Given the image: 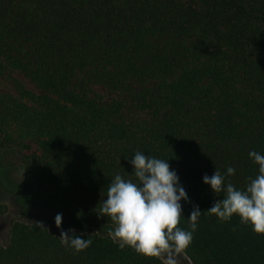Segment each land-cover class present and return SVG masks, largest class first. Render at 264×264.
I'll return each mask as SVG.
<instances>
[{"label": "trees", "instance_id": "trees-1", "mask_svg": "<svg viewBox=\"0 0 264 264\" xmlns=\"http://www.w3.org/2000/svg\"><path fill=\"white\" fill-rule=\"evenodd\" d=\"M22 73L0 93V156L18 145L38 190L71 200L96 220L108 184L133 179L135 152L168 160L194 205L215 196L216 168L243 189L264 153V0H0V74ZM102 86L117 95L103 101ZM19 130L16 143L9 127ZM0 264H162L98 233L79 253L39 223L12 222ZM72 235V234H71ZM192 264H264V235L233 216L202 213Z\"/></svg>", "mask_w": 264, "mask_h": 264}, {"label": "clouds", "instance_id": "clouds-1", "mask_svg": "<svg viewBox=\"0 0 264 264\" xmlns=\"http://www.w3.org/2000/svg\"><path fill=\"white\" fill-rule=\"evenodd\" d=\"M248 155L258 170L243 189L226 182V176L236 173L231 166L227 167L226 174L216 168L211 176H203V183L210 186L215 196L224 195L206 211L194 205L187 217L188 229L178 226L184 217L181 201L187 202L189 197L177 172L171 169L168 160L140 151L130 160L135 180L116 174L108 184L106 199L98 214L114 223L109 236L114 242L119 241L121 249L131 247L138 254L160 259L162 264H177L176 256L191 245L204 212L221 222L237 216L240 223L250 225L254 233L264 235V153L253 150ZM77 215L79 217V213ZM62 219L61 213L55 216L57 228L61 227ZM70 232L74 230L61 231L63 245L76 253L91 246V239L69 235Z\"/></svg>", "mask_w": 264, "mask_h": 264}, {"label": "rangeland", "instance_id": "rangeland-1", "mask_svg": "<svg viewBox=\"0 0 264 264\" xmlns=\"http://www.w3.org/2000/svg\"><path fill=\"white\" fill-rule=\"evenodd\" d=\"M18 81L26 88L40 92L22 73L13 71L0 74V93L14 94ZM94 91L103 101L117 95L102 86H95ZM8 132L16 143L21 141L22 136L17 128L11 126ZM58 213L63 217L60 228L55 225ZM14 221L42 224L59 237L61 231L68 229H73L78 234L109 235V231L114 228L112 224L96 220L81 205L56 193L38 190L32 176L23 168L18 145L0 156V246L8 244L10 226ZM71 234L73 232L69 233ZM176 259L177 264H192L184 252L178 254Z\"/></svg>", "mask_w": 264, "mask_h": 264}]
</instances>
